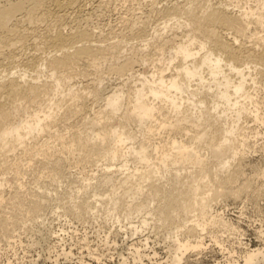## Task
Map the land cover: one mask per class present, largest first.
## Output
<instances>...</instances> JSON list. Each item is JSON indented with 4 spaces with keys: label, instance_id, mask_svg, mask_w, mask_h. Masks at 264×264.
<instances>
[{
    "label": "bare ground",
    "instance_id": "obj_1",
    "mask_svg": "<svg viewBox=\"0 0 264 264\" xmlns=\"http://www.w3.org/2000/svg\"><path fill=\"white\" fill-rule=\"evenodd\" d=\"M186 1H171V5L169 0L158 9L159 0H149V18L158 15L163 20L152 33L147 25L150 19L145 24L134 16L123 24L132 38L144 43L140 42L142 48L132 45L126 60L111 66L135 82L127 91V81L110 90L102 80L92 84L89 80L83 88L64 92L67 80L90 79L94 69L114 54L110 49L118 47L102 45L103 35L92 25L93 14L105 6L104 0H0V69L4 68L0 72V166L18 179L27 174L24 162L32 166L41 156L39 163L52 181L62 183L73 175L58 152L96 165L100 176L88 179L69 197L68 213L76 219L104 213L116 220L145 214L144 226L152 219L155 228L175 231L170 250L175 264L189 251L205 246L203 234L209 228L222 233L234 230L212 215L207 194L239 198L250 191V180L234 188L245 177L244 155L252 151L241 121L264 124V104L257 98L264 89V0H245L244 6L239 0ZM72 14L77 15L74 25L69 22ZM42 27L45 33L40 34ZM175 27L184 33L158 36ZM147 47L151 51L143 52ZM167 50L168 63L152 76L135 70L141 55L149 63L151 52ZM45 71L53 82H32ZM99 101L103 105L97 110ZM23 102L38 108L33 112L25 108L21 115ZM57 126L74 133L68 138L60 129L51 133ZM163 134L168 137L162 138ZM177 135L187 140H178ZM3 183L0 180V189ZM144 189L146 201L135 203L145 195ZM130 190L133 197L125 203L123 197L130 196ZM15 193L12 199L20 197ZM5 197L0 190V205ZM36 205L39 220L43 208ZM3 226L4 219L0 230ZM260 262L264 263V249L247 250L238 264Z\"/></svg>",
    "mask_w": 264,
    "mask_h": 264
},
{
    "label": "rangeland",
    "instance_id": "obj_2",
    "mask_svg": "<svg viewBox=\"0 0 264 264\" xmlns=\"http://www.w3.org/2000/svg\"><path fill=\"white\" fill-rule=\"evenodd\" d=\"M87 1L89 0H84V3ZM171 1L181 4L188 2L186 0H170L171 5ZM224 1L230 0H212L214 4ZM104 2L105 6L103 5L100 11L93 14L92 25L97 33L103 35L102 45L118 44V47L110 49L114 54L108 57L105 64L94 69V74L89 77L90 79L80 80L81 78L77 77L67 80L63 87L64 92L75 86L83 88L89 85V80L91 84L94 80L95 82L102 80L105 88L111 86L110 90L117 86L123 87L128 82L127 87H124V90L127 91V88L133 86L135 82L127 81L130 78L129 75L121 77L111 70V66L124 62L132 45L142 48L140 46L144 43L136 40L135 37L132 38L131 34L124 30L123 24L134 16L138 17L137 19L142 18L140 20L146 22L145 24L150 19L147 25L152 33L154 27L163 22L157 14H154L157 17L149 18L147 4L149 0H113V2L104 0ZM239 2L241 6L245 5V0H239ZM166 3L169 4V0H159L157 8L161 9ZM251 5L254 4L251 3ZM76 17V14L70 16V24H75L73 22L76 21ZM69 28L67 27L66 31ZM42 29L44 27L40 29V34L45 33V29L44 32ZM178 32L184 33L183 30H178L175 27L169 28L166 33H158V36L171 38ZM157 40L160 39L156 38L155 41ZM31 42L33 43V41ZM146 50L147 53L151 51L149 47L142 49L143 52ZM168 52V50L165 54L151 52L152 60L149 63L145 62V58L142 59L139 52L141 56L135 70H139L145 76H152L159 68L166 66ZM41 53L40 51L39 55ZM25 56L29 57L28 54ZM2 71L4 68L0 69V72ZM49 75L50 73L45 71L39 76L38 81L32 80V82L39 85L53 82ZM257 93L258 100L264 104V89H260ZM102 105L103 102L99 101L95 107L98 110ZM25 108L28 112H33L38 108V105L23 102L19 107L21 115H24ZM261 113L264 114V108ZM241 124L248 133L252 151H246L244 155L245 177L243 176L244 178H241L242 180L234 188L241 186L247 180L251 181L252 188L248 193L240 195L239 198L229 196L215 198L213 193L207 194L211 199L212 215L229 223L234 230L230 233H222L217 229L209 228V231L203 234L205 246L200 250L189 251L179 264H238L247 250L264 249V177H260L264 173V124H255L252 119L243 120ZM59 129L61 133L65 132L64 135L67 134L66 137H69L70 134L72 136L74 133L73 129H68L71 130L69 132L59 127H55L51 133L60 131ZM256 132L259 135L255 138ZM167 135L163 134L161 137L167 138ZM178 136V140H187L181 135V137ZM159 138H155L157 142ZM42 139L46 140V136ZM50 142L53 143L54 139H51ZM57 154L58 158L67 159L66 167L68 166V172L72 173L70 175H73L70 179H62V183L52 181L49 177L50 172H47L44 169L45 166L39 163L41 156L32 166L25 161L23 165L26 166L24 169L27 174L25 173V176H20L18 179L15 178V174L11 170L6 171L4 167L0 166V180H4V187L0 190L4 191L6 196L5 201L0 205V222L4 219L6 226L5 229L0 230V264H175L170 251L173 248L172 238L176 235L175 231L155 228L156 223L152 219L149 221V225L144 226L143 222L148 219L145 214L140 213L129 219L116 220L104 213L97 214L95 217L88 214L86 218L82 219H76L73 212L68 213L69 206H71L69 197L77 190H81L82 185L88 184V179L100 176L101 172L96 165L80 162L77 155L67 157V153H61L63 156L60 155V152ZM64 156L66 158H63ZM68 172L66 173L68 174ZM261 172L263 173L261 174ZM16 182L20 184V189L16 187ZM99 190L102 189L98 187ZM16 191L19 192L20 197L12 199L17 195ZM132 192L130 190V193ZM142 193L145 195L139 197L140 199L134 201L135 203L146 201L148 190L144 189ZM62 197L63 199H61ZM132 197L133 193L123 197V201L127 203ZM43 201L44 203H42ZM124 202L121 201V203ZM36 204H42L41 208L44 210V212L42 210L39 220L35 219ZM63 204L65 208L56 210L58 208L56 206L63 207ZM119 214L123 216L124 213L119 212ZM194 240L192 239V241ZM260 264L264 263L260 262Z\"/></svg>",
    "mask_w": 264,
    "mask_h": 264
}]
</instances>
